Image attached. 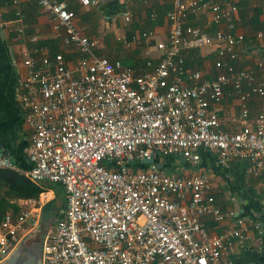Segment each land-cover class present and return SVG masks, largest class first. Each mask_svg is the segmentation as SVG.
I'll return each mask as SVG.
<instances>
[{
	"label": "built area",
	"instance_id": "1",
	"mask_svg": "<svg viewBox=\"0 0 264 264\" xmlns=\"http://www.w3.org/2000/svg\"><path fill=\"white\" fill-rule=\"evenodd\" d=\"M39 4L52 15L62 44L81 54L75 67L68 65L63 52L52 55L42 47L35 49L42 53L40 59L24 60L29 72L19 78L17 90L31 128L24 148L30 167L23 170L0 153V168L64 188L66 205L45 236L42 261L237 264L234 240L248 238L246 219L235 209L224 211L217 205L208 172L185 176L165 171L156 157L179 155L198 165L202 151H215L224 167L244 160L249 174L264 172V81L256 71L237 66L245 39L237 30L238 0H173L166 14L168 38L157 42V61L148 59L149 69L141 72L120 58L97 55L98 40L76 27V13L66 1ZM204 10L212 13L217 25L212 32L189 23ZM16 19L23 33L28 24L19 7ZM152 34L148 30L142 36ZM136 38L124 34L119 39L130 45ZM205 46H215L214 75L189 69L183 55L185 49ZM229 86L240 100L237 128L232 131L221 128L215 108ZM246 89L261 100L253 118ZM49 192L23 200L18 212L5 214L0 223V263L23 236L38 228L43 207L51 201L46 200ZM204 216L217 222L235 218L238 227L210 233Z\"/></svg>",
	"mask_w": 264,
	"mask_h": 264
},
{
	"label": "crops",
	"instance_id": "2",
	"mask_svg": "<svg viewBox=\"0 0 264 264\" xmlns=\"http://www.w3.org/2000/svg\"><path fill=\"white\" fill-rule=\"evenodd\" d=\"M14 1L0 0V153L9 155L15 164L26 170L30 164L24 148L30 140L31 128L17 90L19 78L29 72L24 60L28 57L40 59L42 53L35 49L42 47L48 48L52 55L63 52L68 65L75 67L81 54L74 46L62 44V34H56L53 17L42 8L39 0H18V4ZM63 1L75 11L76 27L83 34L98 40L97 55L120 58L137 72L149 69L148 59L157 61L160 52L156 44L168 38L166 14L173 8V0H90L89 4H83L81 0ZM16 7L23 10L28 24L23 33L18 31L21 22L16 19ZM238 7L235 15L237 30L245 35V39L240 47L237 66L256 71L264 81V0H238ZM153 13L158 17L154 19ZM127 14L130 20L125 19ZM189 23L209 32L217 27L212 23V13L208 10L191 16ZM148 30H152L153 34L149 38L142 36ZM124 34L129 39L137 37L136 41L126 45L119 39ZM34 37L36 41H33ZM148 49L150 56L146 54ZM183 55L189 69L202 68L209 70L211 75L218 71L214 64L215 46L185 49ZM245 91L250 96L253 118L260 110L261 100L250 95L247 89ZM215 108L221 128L229 131L237 128L234 119L240 112V100L230 86L225 90L223 101ZM156 161L162 170L180 175L208 172L217 205L224 211L235 209L247 222L248 238L244 242L234 240L236 263L264 264V172L260 176L249 174L244 160H234L224 167L220 165L215 151H202L198 165L190 164L179 155L157 156ZM50 193L52 197L56 196L53 190ZM54 199L52 205H57L59 200L62 202L61 199ZM22 202L17 201L18 204ZM201 219L210 233L238 227L235 218L228 217L221 222L208 216Z\"/></svg>",
	"mask_w": 264,
	"mask_h": 264
},
{
	"label": "trees",
	"instance_id": "3",
	"mask_svg": "<svg viewBox=\"0 0 264 264\" xmlns=\"http://www.w3.org/2000/svg\"><path fill=\"white\" fill-rule=\"evenodd\" d=\"M56 184L59 187H56ZM46 190H54L56 194L54 200L61 199L63 202L59 207L52 205L54 202L51 200L43 207V221L50 224L55 223L61 209L66 205V194L62 185L48 181L35 183L19 170L0 168V223L8 211L18 212L20 210L18 200L38 199Z\"/></svg>",
	"mask_w": 264,
	"mask_h": 264
},
{
	"label": "water",
	"instance_id": "4",
	"mask_svg": "<svg viewBox=\"0 0 264 264\" xmlns=\"http://www.w3.org/2000/svg\"><path fill=\"white\" fill-rule=\"evenodd\" d=\"M152 161L153 159L143 160L144 163ZM47 231L48 223L42 218L38 228L26 235L11 255L0 264H42L44 235L46 236Z\"/></svg>",
	"mask_w": 264,
	"mask_h": 264
},
{
	"label": "rangeland",
	"instance_id": "5",
	"mask_svg": "<svg viewBox=\"0 0 264 264\" xmlns=\"http://www.w3.org/2000/svg\"><path fill=\"white\" fill-rule=\"evenodd\" d=\"M56 187H59V185H57L56 184ZM54 191V190H53ZM50 196H52L51 195V193L49 192V194H48V196H47V198H46V200H48L49 198H51V200H52V198L54 199L55 197H50ZM50 200V199H49ZM58 200V199H57ZM47 201H45V203H46ZM62 202L59 200L58 202H57V206L59 205V206H61L62 204H61ZM65 208V207H64ZM64 210V209H63ZM61 212H62V210H61ZM53 226H54V223H50V224H48V231H47V233L49 232V230H51L52 228H53ZM47 233H45V234H47ZM44 237H45V235H44ZM42 264H45V262H43L42 261Z\"/></svg>",
	"mask_w": 264,
	"mask_h": 264
}]
</instances>
